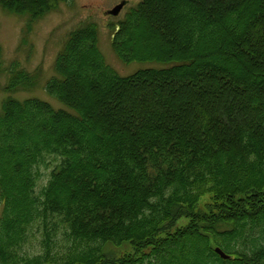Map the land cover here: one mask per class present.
I'll list each match as a JSON object with an SVG mask.
<instances>
[{
    "label": "trees",
    "instance_id": "trees-1",
    "mask_svg": "<svg viewBox=\"0 0 264 264\" xmlns=\"http://www.w3.org/2000/svg\"><path fill=\"white\" fill-rule=\"evenodd\" d=\"M55 1L0 6L38 15ZM115 26L120 59L162 65L117 74L85 22L46 84L70 110L0 103V264H264V0H140ZM155 36L162 49L140 42ZM21 72L6 92L37 85L41 69Z\"/></svg>",
    "mask_w": 264,
    "mask_h": 264
},
{
    "label": "rangeland",
    "instance_id": "rangeland-1",
    "mask_svg": "<svg viewBox=\"0 0 264 264\" xmlns=\"http://www.w3.org/2000/svg\"><path fill=\"white\" fill-rule=\"evenodd\" d=\"M121 0H60L54 2L46 11L38 15H31L28 12H11L0 6V103L7 96L11 95L18 99L38 97L49 102L54 108L66 107L53 94L46 89L47 80L55 74L53 63L55 57L63 45L67 34L82 23H94L96 27L97 46L104 62L117 74L128 75L135 70L159 67L162 63L151 60L123 61L116 54L112 46V36L115 25L124 16L130 6L140 0H126L117 15L105 14ZM141 38L140 36H138ZM150 49H162V40L155 36L152 42L140 41ZM148 43V44H146ZM17 69L18 72H31L41 69L37 85L29 90H18L8 93L4 87L8 82V70ZM24 74V73H20ZM58 159L46 157L44 163L36 166L38 178L35 185L36 194H40L43 185L46 184L50 171L57 164ZM206 197L202 200L204 202ZM2 205L0 203V212ZM179 224H185L187 218L181 217ZM41 235L35 228L32 230L30 240L26 243L27 249L38 250ZM62 238L61 234L57 236ZM109 249V246H107ZM110 249H116L110 246ZM118 253L129 252L131 247L124 243ZM117 253V254H118Z\"/></svg>",
    "mask_w": 264,
    "mask_h": 264
},
{
    "label": "water",
    "instance_id": "water-1",
    "mask_svg": "<svg viewBox=\"0 0 264 264\" xmlns=\"http://www.w3.org/2000/svg\"><path fill=\"white\" fill-rule=\"evenodd\" d=\"M126 4V0H121L118 4H116L111 9H107L105 11V14H111V15H117L122 7ZM214 251L219 255V257L226 259L229 257L227 253H225L220 247L216 246L214 247Z\"/></svg>",
    "mask_w": 264,
    "mask_h": 264
}]
</instances>
